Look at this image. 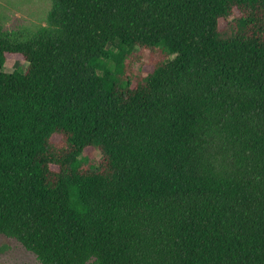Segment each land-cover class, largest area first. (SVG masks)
<instances>
[{
  "label": "trees",
  "instance_id": "16d2710c",
  "mask_svg": "<svg viewBox=\"0 0 264 264\" xmlns=\"http://www.w3.org/2000/svg\"><path fill=\"white\" fill-rule=\"evenodd\" d=\"M50 2L0 16V236L41 264H264V0Z\"/></svg>",
  "mask_w": 264,
  "mask_h": 264
},
{
  "label": "rangeland",
  "instance_id": "374dc122",
  "mask_svg": "<svg viewBox=\"0 0 264 264\" xmlns=\"http://www.w3.org/2000/svg\"><path fill=\"white\" fill-rule=\"evenodd\" d=\"M50 9V0H0V16L6 31L35 30L46 26ZM27 68L26 62L11 58L7 61L5 72L26 71ZM90 156V163L97 166L101 159L100 153L96 151ZM0 263L41 264L34 253L28 251L17 240L6 236H0Z\"/></svg>",
  "mask_w": 264,
  "mask_h": 264
}]
</instances>
